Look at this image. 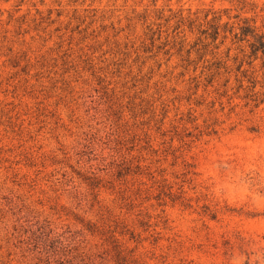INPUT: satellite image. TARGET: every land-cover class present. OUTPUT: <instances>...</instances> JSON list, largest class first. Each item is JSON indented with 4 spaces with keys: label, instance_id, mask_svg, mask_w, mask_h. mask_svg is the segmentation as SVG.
<instances>
[{
    "label": "rangeland",
    "instance_id": "374dc122",
    "mask_svg": "<svg viewBox=\"0 0 264 264\" xmlns=\"http://www.w3.org/2000/svg\"><path fill=\"white\" fill-rule=\"evenodd\" d=\"M242 28L264 0H0V264H264Z\"/></svg>",
    "mask_w": 264,
    "mask_h": 264
},
{
    "label": "trees",
    "instance_id": "16d2710c",
    "mask_svg": "<svg viewBox=\"0 0 264 264\" xmlns=\"http://www.w3.org/2000/svg\"><path fill=\"white\" fill-rule=\"evenodd\" d=\"M252 34L253 37V44L251 45V48L253 50V55L258 56L259 53H261L264 56V36L254 34V32L250 31L249 28H242L241 29V36L247 37ZM218 36V32H216V38Z\"/></svg>",
    "mask_w": 264,
    "mask_h": 264
}]
</instances>
